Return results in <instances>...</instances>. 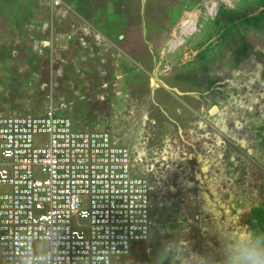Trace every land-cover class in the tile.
<instances>
[{"label":"crops","instance_id":"1","mask_svg":"<svg viewBox=\"0 0 264 264\" xmlns=\"http://www.w3.org/2000/svg\"><path fill=\"white\" fill-rule=\"evenodd\" d=\"M192 1L0 0V113L35 114L51 107L74 129L106 130L129 149L134 172L148 181L151 195L155 188L148 172L161 165L177 176L174 188L190 190L180 198L191 207L188 220H196L197 190L211 188L190 182L196 176L186 173L187 167L217 165L220 154L225 166V155L228 163L236 150L240 155L241 142L236 120L228 117L227 125L226 103L211 108L210 98L221 100L224 87H211L208 72L190 62L209 43L196 51L188 49L186 39L170 44L181 8ZM237 104L234 99L229 106ZM210 136L216 153L208 145ZM209 173L208 179L214 177ZM190 232L189 238H198ZM199 234L206 238L209 232ZM158 239L144 249L134 245L114 264H153Z\"/></svg>","mask_w":264,"mask_h":264},{"label":"built area","instance_id":"2","mask_svg":"<svg viewBox=\"0 0 264 264\" xmlns=\"http://www.w3.org/2000/svg\"><path fill=\"white\" fill-rule=\"evenodd\" d=\"M155 208L129 149L106 130L74 129L51 107L0 113V264L22 250L51 264H114L149 238Z\"/></svg>","mask_w":264,"mask_h":264},{"label":"rangeland","instance_id":"3","mask_svg":"<svg viewBox=\"0 0 264 264\" xmlns=\"http://www.w3.org/2000/svg\"><path fill=\"white\" fill-rule=\"evenodd\" d=\"M212 1L216 2V9L210 7ZM180 14L182 21L178 23V30L173 31L170 44L186 39L188 49L191 46L196 51L209 43L208 50L195 52L190 62L195 69L208 72L211 87L218 84L224 87L221 100L210 98L211 108L219 102L226 103L227 125H230L228 117L236 120L235 132L241 142V152L239 155L236 150L235 160L229 163L225 155V166L220 154L217 165L208 163L212 167L205 163L187 167L186 173L196 176L190 182L203 181L211 188L197 190L201 203L195 210L197 219L193 221L187 218L191 216V207L180 198L190 190L174 188L178 177L166 174L161 165L157 172H148L146 176L155 188L151 199L155 203L156 218L150 237L136 244L144 249L157 237L161 243L162 239H169L172 233L184 229L194 249L214 251L220 230L246 227L264 232V0H231V5L223 0H193L191 5L181 8ZM191 18H195L194 23L189 21ZM207 57L209 60H205ZM234 99L238 107L229 106ZM247 123L249 132L245 130ZM227 130L233 136L232 126H227ZM208 145L216 153L214 137L210 136ZM152 163L151 158L148 164ZM209 171L215 174L210 179L206 175H211ZM180 178L187 180L184 174ZM208 215L213 219L206 220ZM191 229L198 232V238L188 237ZM202 229L209 232L206 238L199 234Z\"/></svg>","mask_w":264,"mask_h":264},{"label":"clouds","instance_id":"4","mask_svg":"<svg viewBox=\"0 0 264 264\" xmlns=\"http://www.w3.org/2000/svg\"><path fill=\"white\" fill-rule=\"evenodd\" d=\"M48 236L49 249L58 248L59 231ZM161 235H164L162 231ZM187 238V231L178 230L171 238L162 239L153 258V264H264V232L246 227L218 231V247L214 251H196ZM45 262L37 261L36 253L22 250L17 264H51L52 257L44 254Z\"/></svg>","mask_w":264,"mask_h":264},{"label":"bare ground","instance_id":"5","mask_svg":"<svg viewBox=\"0 0 264 264\" xmlns=\"http://www.w3.org/2000/svg\"><path fill=\"white\" fill-rule=\"evenodd\" d=\"M223 1H225V2H227V3H229L230 5H231V0H223ZM212 9H216V2L214 1H212L211 2V6H210ZM189 21H191L192 23H194V21H195V18H191ZM134 245H136V243L134 244ZM133 245V246H134ZM132 249H133V247H132Z\"/></svg>","mask_w":264,"mask_h":264}]
</instances>
